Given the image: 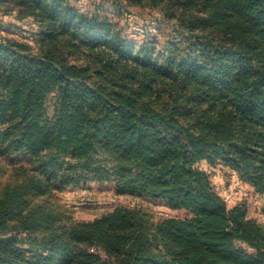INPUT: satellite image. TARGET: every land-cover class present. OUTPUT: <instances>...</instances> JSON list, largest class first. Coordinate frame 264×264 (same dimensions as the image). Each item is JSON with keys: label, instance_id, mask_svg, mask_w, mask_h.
<instances>
[{"label": "trees", "instance_id": "16d2710c", "mask_svg": "<svg viewBox=\"0 0 264 264\" xmlns=\"http://www.w3.org/2000/svg\"><path fill=\"white\" fill-rule=\"evenodd\" d=\"M143 2L177 39L129 37L115 16ZM0 7L32 26L17 38L0 21V157L22 161L0 179V264H264L263 224L200 166L264 195V0ZM90 182L177 213L71 220L53 204Z\"/></svg>", "mask_w": 264, "mask_h": 264}, {"label": "rangeland", "instance_id": "374dc122", "mask_svg": "<svg viewBox=\"0 0 264 264\" xmlns=\"http://www.w3.org/2000/svg\"><path fill=\"white\" fill-rule=\"evenodd\" d=\"M71 1L83 10L90 9L95 3L99 2V0ZM1 9L0 7V21L12 27V31L7 32L9 35L20 38L25 33H30L32 26L28 21L17 20L12 13H2ZM119 9V16H115V19L119 20V24L126 29L130 38L140 39L145 31H150L155 35L156 43L159 45L167 38L177 39L176 33L171 30L170 24L165 22L166 16L163 13V5H152L143 2L139 5H123ZM156 18H159L160 22H157ZM141 27L144 28L140 29ZM47 106L51 110L52 99H49ZM21 163L22 161H19V158L10 161L0 157V179L10 178L13 169L19 167ZM200 166L210 173L214 186L222 196L229 192H236L233 194L232 199L227 201L229 205L236 201H245L249 216L255 217L264 226V195L255 192L248 183L235 184L232 171L229 168L219 166L211 168L205 162H201ZM53 204H56L58 210L71 220L91 219L116 205L142 208L153 220L177 213L159 200L118 195L114 192L110 182H90L68 186L55 194Z\"/></svg>", "mask_w": 264, "mask_h": 264}, {"label": "built area", "instance_id": "2783aa9c", "mask_svg": "<svg viewBox=\"0 0 264 264\" xmlns=\"http://www.w3.org/2000/svg\"><path fill=\"white\" fill-rule=\"evenodd\" d=\"M232 174H233V177H234V183H235V184L240 183V180H239V178L236 176V174H235V173H232ZM234 193H236V192H229V193L224 194L222 197H223V199L227 202V201H229V200L232 199Z\"/></svg>", "mask_w": 264, "mask_h": 264}]
</instances>
